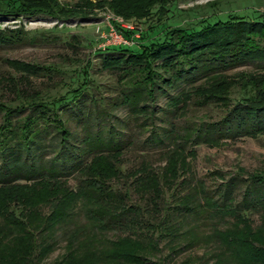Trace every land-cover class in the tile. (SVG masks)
I'll use <instances>...</instances> for the list:
<instances>
[{"label":"rangeland","instance_id":"rangeland-1","mask_svg":"<svg viewBox=\"0 0 264 264\" xmlns=\"http://www.w3.org/2000/svg\"><path fill=\"white\" fill-rule=\"evenodd\" d=\"M55 1L60 9L86 17L56 20L43 14L0 17V31L20 28L29 41L0 48L1 105L12 101L8 92L14 90L24 93L27 89L41 97L54 93L58 96L63 90L81 85L82 80L83 87L96 88L93 94L97 98L114 104L115 101H108L118 97L119 84L109 70L99 65L101 54L115 50L139 53L143 46L165 38L172 27L191 32L198 26L227 18L264 20V0H156L149 6L152 9L149 13L142 9V0H113L122 12L132 15L127 20L105 8L112 0ZM140 9L143 14L139 17ZM31 66L47 70L39 74ZM248 80L263 85L264 69L254 64L241 65L207 80L181 84L155 100L149 109L153 111L151 120H146V116L135 118V114L116 103L107 104L109 108L103 107L104 111L98 110L89 119L68 122L66 128L75 140L83 137L82 131L90 132L99 144L108 139V146L120 149L116 157L104 161L118 165L119 174L111 169L108 185L127 196L125 205L133 207L141 221V230L137 231L153 239L142 249L145 250L142 257L148 264H181L186 259H192V264H212L218 258L214 235L241 237L250 230L257 241L264 239V220L259 221L256 214L248 215L247 223L237 226L231 218L212 211V204L218 203L222 191L221 182L231 176L240 180L239 190L230 195L234 200L232 208L240 201L246 177L264 170V134L217 140L182 153L171 143L166 146L164 141L155 148L143 144L150 130L174 126L179 131L221 119L229 106L242 98L241 85ZM180 91L185 95L175 101L173 106L178 112L172 114L168 100ZM206 96L208 105L200 108L193 105L195 100ZM260 98L264 99V93ZM107 152L104 149L95 153ZM92 154H78L75 166L86 165ZM50 155L46 153L41 160L48 161ZM142 163L148 164L147 171L138 170ZM67 167L57 177L64 181L67 190L74 191L79 176L72 164ZM107 167L110 169L111 164L107 163ZM36 193L34 190L32 195ZM56 195L58 198L61 193ZM18 199L17 191H0V264H105L98 259L107 248L106 243L127 235L122 227L108 228L103 235L92 231L82 209L78 212L79 202L69 211L74 216L52 225L49 220L57 210L54 198L36 197L19 203Z\"/></svg>","mask_w":264,"mask_h":264},{"label":"trees","instance_id":"trees-1","mask_svg":"<svg viewBox=\"0 0 264 264\" xmlns=\"http://www.w3.org/2000/svg\"><path fill=\"white\" fill-rule=\"evenodd\" d=\"M148 1L142 0L141 5L147 13L152 10L149 6L156 0L147 5ZM55 2L0 0V17H28L37 14L54 20L59 19L58 17H86L75 14L72 10L60 9ZM105 8L119 18H132L131 14H127L128 11L126 14L122 12L113 0L106 3ZM142 11L140 9L137 16L140 17ZM21 30H1L0 48L29 42ZM248 64L264 69V20L248 21L242 17L212 21L210 24L198 26L191 32L172 27L165 38L143 46L139 53L115 50L111 54H101L99 60L101 68L109 70L119 84L118 97L108 102L115 101L126 107L128 113L135 114V118L146 116V120H151L153 111L149 109L155 100L161 96L165 97L173 88L194 80H207L230 68ZM31 68L39 74L47 70L34 66ZM262 83L263 85L260 82L257 84L249 80L244 81L240 89L243 91L242 98L229 106L223 117L214 123L194 127L190 125L179 131L174 126L155 132L150 130L143 144L155 148L164 141L166 146L171 143L182 153L217 140L264 134V99L260 98L264 93V80ZM84 85L82 80L81 85L77 84L69 91L63 90L62 93H57L58 96L54 93L41 97L27 89L24 93L19 90L8 92L12 101L6 105L0 104V191H17L18 203L36 197L55 199L56 192H60L61 195L55 199L57 210L53 211L49 220L52 225L65 222L67 218L74 216L75 213L69 211L79 202L78 212L82 209V215L90 221L92 231L103 235L108 228L122 227L127 234L114 238L112 242L108 241L107 248L102 250L104 252L100 254L98 262L148 264L142 257L145 251L142 249L147 248L153 239L150 236H141L137 231L141 228V221L132 211L133 207L125 205L127 196L117 193L108 185L111 181V169L114 174H119L118 165L107 160V163L111 164L109 169L104 161L106 158L116 157L120 149L108 146V139L99 144L90 132L82 131L83 137L75 140L66 128L70 121H78L83 117L89 119V116H95L98 110L104 111L103 107L109 108V103L106 104L93 94L96 93V88L92 89L88 85L83 87ZM183 95L184 91H180L168 100L169 105L173 107L169 109L172 114L178 112L177 107L173 105ZM204 98L195 100L193 105L197 108L208 105L206 98L209 97ZM86 147H90V150ZM93 149L95 152L105 149L110 153H95ZM78 151L82 154H94L86 165L77 163L75 166V158L80 154ZM166 151L162 154L165 155ZM46 153L51 155L48 161H42L41 158ZM68 164L76 168V175L79 176L74 191L67 190L63 186L64 181L57 177ZM140 165L138 170H148L145 169L148 164ZM69 168L68 166L67 169ZM21 181L25 184L20 186ZM239 184L240 180L235 176L221 182L222 191L218 203L212 204V211L218 216L231 218L237 226L246 224L247 217L251 214H256L259 221L264 220V170L246 177L241 185L243 188L240 191V201L231 208L233 198L231 199L230 195L233 190H239ZM34 190L38 192L36 195H32ZM78 212L76 211L77 214ZM167 230H170V227H167ZM249 231L246 235H240L241 237L228 235L224 238L214 235L213 240L218 245V258L212 264L222 261L225 264H264V239L259 238L257 241ZM6 252L8 255V250ZM180 263L192 264L193 260L186 259Z\"/></svg>","mask_w":264,"mask_h":264}]
</instances>
